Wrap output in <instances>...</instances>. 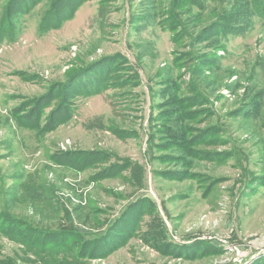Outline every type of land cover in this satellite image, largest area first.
I'll return each mask as SVG.
<instances>
[{
	"label": "rangeland",
	"instance_id": "1",
	"mask_svg": "<svg viewBox=\"0 0 264 264\" xmlns=\"http://www.w3.org/2000/svg\"><path fill=\"white\" fill-rule=\"evenodd\" d=\"M0 264H264V0H0Z\"/></svg>",
	"mask_w": 264,
	"mask_h": 264
}]
</instances>
